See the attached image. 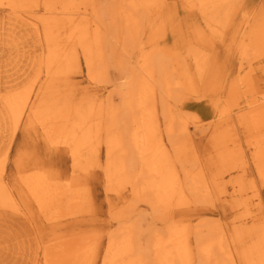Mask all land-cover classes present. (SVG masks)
Listing matches in <instances>:
<instances>
[{"label":"bare ground","instance_id":"obj_1","mask_svg":"<svg viewBox=\"0 0 264 264\" xmlns=\"http://www.w3.org/2000/svg\"><path fill=\"white\" fill-rule=\"evenodd\" d=\"M240 2L0 0V40L11 48L0 55V219L23 224L21 235L35 237L17 244L13 264H264L257 213L264 187V15L260 22L245 17L230 41L235 27L227 22ZM180 3L188 17L203 20L195 39L211 47L229 41L239 55L237 77L221 92L233 103L215 101L209 114L208 167L192 156L196 135L208 127L179 109L184 95L205 85L208 61L185 47L167 57L142 41L148 15L177 14ZM76 74L89 85L75 82ZM249 85L252 100L244 105ZM21 126L37 139L35 147L64 157L38 161L31 149L13 157ZM62 158L70 160L66 168ZM249 163L256 177L248 180ZM235 168L236 199L224 206L237 214L225 224L207 219L203 203L214 205L213 196L226 193L224 174ZM97 175L109 203L101 231L88 186ZM122 202L127 206L113 210Z\"/></svg>","mask_w":264,"mask_h":264},{"label":"rangeland","instance_id":"obj_2","mask_svg":"<svg viewBox=\"0 0 264 264\" xmlns=\"http://www.w3.org/2000/svg\"><path fill=\"white\" fill-rule=\"evenodd\" d=\"M98 1L100 4H106L110 3L112 0ZM168 1L182 2L183 0ZM235 6L238 7L235 8L234 11L231 13V19H229V21L227 22V25L235 27V29H232L233 33H229L230 41L234 35V31L238 30V28L243 23V19L245 17H248L247 19L257 20L260 22L264 15V0H241V2L239 4H236ZM156 12L157 10L155 11V13ZM186 12V8L184 11V5H182L180 6L177 14H174L170 10L167 11V13L164 12L161 14L151 15L150 13L148 15L149 21H147V23L142 26V41L144 44L146 42H149L150 50H153L160 54H165V56L167 57H171V55L175 53V49L185 47L186 51L197 52V54H199V57L203 56L208 61V64L204 65L205 72H207V77L205 78L207 79V81L205 82V85H202L201 89L199 88L200 90L195 92V94L184 95L183 98H181L182 100L179 102V109L184 116H186L190 120L201 119L203 120V124L208 127V124L212 121L211 116H209V114L212 113L215 108L214 102L218 101L222 105H228L230 103H233L234 101L233 97H231V95L229 96V92L225 96L221 92L222 89H229L232 81H234V79L237 77L239 55L235 49L236 47L229 41H227L226 45H224L220 42V40L219 42L217 41V44L215 46L211 47L204 43H200L197 39H195V36L199 35L200 30H204L203 20L198 14H195L192 17H188ZM137 16H140L141 20L148 18L146 16H143L142 12ZM175 27L178 28L177 31ZM0 48V55H4L11 49L8 48V45H6L3 40H0ZM250 50L251 48L249 49V52ZM184 54H186L185 50ZM252 57V53H250L248 58L252 59ZM5 58L6 57L4 56L3 59ZM246 74L247 69L244 71V75ZM258 76L262 80H264V70L258 71ZM73 77L74 81L81 83L82 87L89 85L87 82V78L84 74H76ZM110 78H113V74ZM216 85H219V91L214 90V87ZM110 89L112 90L113 87H110ZM115 89L118 90V87H115ZM243 89H245V85L243 86ZM253 91L254 90L250 85L249 92L246 93L244 91L245 95L240 100L244 105L252 100ZM201 92L203 93L202 96L199 95ZM214 92H216V95L213 94ZM220 96H223V98H221ZM114 98L116 102H119L118 95H116ZM210 128L211 126L208 127L207 131L196 135L194 154H192V156L194 158L197 157L198 160L201 161L203 163V166L205 167L209 166V161L208 163H206L203 160H209L210 158L206 150L208 148L207 144L210 139V134H207V132ZM29 132L30 131L26 130L24 126H21L18 129L16 135L14 136V141L12 144L11 153L13 154V157L22 156V153L27 152L29 149L33 150L32 152L36 155L38 161H44L52 158L55 163H57L61 157H64L60 156V158L58 159L55 152L47 153V151L43 148V145H38L37 147H35L34 140L37 139H33ZM233 133L236 134V136L240 139L241 144L247 146V143H245L244 132L240 127H236ZM38 139L42 140L41 138ZM32 144L36 148L35 150L32 148ZM69 161L70 160L68 158H62L59 163H62V165L66 168L69 165ZM227 165L229 164H222L218 168V170H227ZM94 171L98 172L99 170L95 169ZM246 174L248 175V180L250 178H253L254 176L256 177L252 163H249L248 171L246 172ZM239 176L240 173L236 170V168L233 169V171L225 172L223 179L225 180L224 187L226 189V193L220 196L214 195L212 198L214 201V205L203 203V206L205 208L203 213L204 217H207V219L210 220L218 221V223L225 224L226 222L230 221L234 217V215L237 214H231L230 212H228V208H225L224 204H232V202L236 199L232 197V194L236 189L234 187V183L239 179ZM88 186L89 198L94 203V213L97 219V227L95 228L101 231V228H104L107 224H109V222L107 221H110L108 215L109 203L105 196L106 193L104 190V179L101 175L92 177L90 178V181H88ZM260 189L261 200L257 213L261 215L264 220V187L260 186ZM127 204L128 202H122L117 209L113 210L122 209L126 207ZM136 204L138 205L136 207L137 211L146 213V216H149L148 208L144 204H141V202H137ZM240 212H243V210H241ZM5 219L7 220V222L3 219H0V259H4L1 264H13L16 261V254H18V249L16 247L17 244L27 239L32 240L34 235L32 233L28 236L21 235L23 230V224L16 225L9 221L6 217ZM20 222L24 223L23 221ZM39 237L41 236L39 235ZM40 240L41 239H38L39 242ZM33 243L34 240L32 241V244Z\"/></svg>","mask_w":264,"mask_h":264}]
</instances>
